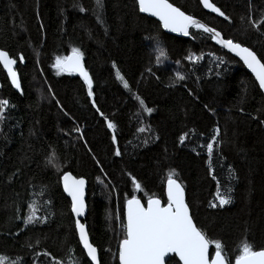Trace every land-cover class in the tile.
Masks as SVG:
<instances>
[{
	"label": "trees",
	"instance_id": "trees-1",
	"mask_svg": "<svg viewBox=\"0 0 264 264\" xmlns=\"http://www.w3.org/2000/svg\"><path fill=\"white\" fill-rule=\"evenodd\" d=\"M101 2L103 8L97 9L96 0H0V49L17 60L22 88L21 94L13 91L0 65V99L9 101L0 123V254L21 264H54L53 258L61 264H90L60 185L63 173L70 172L87 181L83 223L100 264H118L115 206L122 219L131 194L144 204L151 195L166 203L171 169L184 186L194 222L209 239L221 240L230 264L245 239L254 250L264 248V96L257 83L239 60L214 45L210 34L190 28L187 39L176 38L141 15L135 0ZM169 2L251 48L264 63V23L256 30L248 21L250 6L254 20L264 13V0H211L231 22L205 12L199 0ZM157 43L165 52L159 63ZM73 47L84 54L93 98L116 124L115 133L92 108L83 80L52 67L57 55L67 56ZM189 55L201 59L193 63ZM117 70L131 93L154 109L151 114L143 113L116 79ZM177 72L185 79L170 86ZM76 127L80 132L73 131ZM139 127L146 131L138 132ZM217 128L209 158L206 144ZM184 132L189 135L181 144ZM113 134L117 145L111 143ZM117 146L120 157L113 155ZM52 152L56 167L46 164ZM129 172L142 191L134 190ZM217 183L221 194L231 196L222 208L210 207V202L218 204ZM42 189L44 194L37 195ZM32 201L38 216L50 213L46 223L25 228L22 219H10L17 207L21 217L27 214Z\"/></svg>",
	"mask_w": 264,
	"mask_h": 264
},
{
	"label": "snow or ice",
	"instance_id": "snow-or-ice-1",
	"mask_svg": "<svg viewBox=\"0 0 264 264\" xmlns=\"http://www.w3.org/2000/svg\"><path fill=\"white\" fill-rule=\"evenodd\" d=\"M138 5L140 13H148L153 17H157L163 28L168 29L170 32L182 33L184 36L189 35V29L195 28L202 30L203 33L210 34L211 40L216 44L221 45L229 52L235 53L236 56L243 61L244 65L254 74L256 81L259 84L261 91H264V63L257 57L255 51L251 48L242 45L240 42L234 41L232 38H225L221 32L215 27H209L202 23L200 20L192 15L186 14L179 7L174 6L169 0H135ZM205 9H209L212 13L222 17L225 21L231 22V18L217 7L211 0H199ZM97 9H102L103 4L101 0H96ZM84 12L83 7L80 8ZM97 19L102 23L100 13L97 11ZM243 20V17H241ZM248 21L253 29L259 30L261 23H264V13L260 18L254 20L251 14V6L249 8ZM43 28V25H41ZM156 61L159 63L165 52L162 48L157 46L155 48ZM83 52L80 48L73 47L71 54L67 56L55 57L52 67L58 73L69 72L78 73L82 78L84 85L87 88V97L91 101V106L96 112L104 118V123L107 128L115 133L116 124L108 119L100 108L97 106L93 92V79L88 70L83 64ZM186 59L193 63L201 59L199 56L189 55ZM21 63L24 62V56H19ZM17 60L9 55L5 50H0V65L6 70L8 78L11 80L12 86L18 91L21 90V83L17 72L14 69ZM179 63V61H177ZM221 63L223 61L221 60ZM112 67L115 69L116 64L113 62ZM219 67V65H217ZM147 71L151 72V69ZM219 75V73H217ZM116 79L119 80L123 87L131 93L128 81L117 70L115 73ZM185 76L177 72L175 74V81L170 86H175L176 82L183 81ZM51 91V89H49ZM133 98L138 101L140 109L143 113L151 114L154 109L147 107L143 99L135 93H131ZM192 93L189 92V95ZM54 98V97H53ZM59 105V101H57ZM9 106L7 99H0V123L5 120V111ZM207 107V105H205ZM63 110V109H61ZM241 111H243L241 109ZM67 115V113H65ZM255 119V117H253ZM260 123L264 125V120ZM75 132H80V128L73 129ZM138 132H145V127H139ZM215 135L212 136L211 141L206 144L207 153L211 158L214 149V143L217 142L219 136V128L215 129ZM188 132H184L179 136L181 144L188 138ZM83 139V136L79 137ZM112 145H117V136H111ZM147 143V141H145ZM85 146H87L85 144ZM113 155L120 157L122 155L120 148L117 146L114 149ZM56 155L54 152L46 157V164L56 167ZM95 160V156H93ZM97 163H99L97 161ZM102 170V169H101ZM19 172V169H17ZM212 173L211 167L209 174ZM16 173H12L9 179H12ZM131 184L134 186L136 192L142 191V186L137 178L130 172L126 174ZM175 169H171L166 177V197L167 202L162 203L161 199L156 198L154 195L147 197L146 205L142 203L141 199L135 194H131L130 198H125L123 205V218L119 216L113 219L116 222L118 231L117 256L118 264H168L169 260L173 257L178 258L174 264H230L227 253L224 251V245L221 240H211L202 227L197 226L194 222L193 215L190 214L189 204L185 201V190L181 182L178 181ZM214 180L215 176L212 177ZM63 189L69 197H71L70 212L75 217H81L85 213V199H84V178H75L69 172H64L62 177ZM46 189H42L37 195L42 196ZM231 192V189L228 190ZM217 203L210 202V207H224L231 202V196L221 194L219 183H217V193L215 196ZM50 200H45L44 205H50ZM39 207L35 201L29 202L28 211L23 217L20 215V209L17 207L14 217L10 219L21 220L25 228L28 225H35L36 223L44 224L49 219L50 213L44 216H38L37 212ZM23 229H21L22 231ZM75 231L79 236V243L83 246V250L90 260V264H99L98 250L90 242L89 235L86 230L85 224L81 223L79 219L75 220ZM37 244L39 241L37 240ZM214 245L215 252L211 254L210 246ZM29 248L34 246L29 243ZM37 256L41 253H35ZM49 256L50 253L45 251L42 253ZM54 259V264H61L60 261ZM0 264H21L19 258L11 260L8 256L0 254ZM234 264H264V248L254 250V247L246 239L241 242L238 247V254L234 257Z\"/></svg>",
	"mask_w": 264,
	"mask_h": 264
},
{
	"label": "water",
	"instance_id": "water-1",
	"mask_svg": "<svg viewBox=\"0 0 264 264\" xmlns=\"http://www.w3.org/2000/svg\"><path fill=\"white\" fill-rule=\"evenodd\" d=\"M200 5H201V4H200ZM137 7H138V5H137ZM201 7L203 8V10H204L205 12L217 16L216 13H212L209 9H205V8L203 7V5H201ZM138 11H139V8H138ZM139 13H140V12H139ZM140 14H141V15H144V16H146V17H148V18L154 19V20H156V21H158V22L160 23V21L158 20L157 17H153V16H151V15L148 14V13H140ZM160 26H161L162 30H163L166 34H168V35H170V36H173V37H176V38H180V39H187V38H188V36H184L182 33L170 32L168 29L163 28L161 24H160ZM212 42H213L214 45H216L218 48L224 50L225 52L229 53L232 57H234V58H236L237 60H239V61L243 64V66L245 67V69L247 70V72L253 77V79L255 80V82L257 83V85H258V87H259V84H258V82L256 81L254 74L251 72L250 69L247 68V66L244 65L243 61L240 60V58H239L238 56H236L235 53L229 52L227 49L223 48L221 45L216 44V42L213 41V40H212ZM0 50H1V49H0ZM70 54H71V53H70ZM70 54H68V55H70ZM1 66H2V65H1ZM13 67H14V69H15L16 65H14ZM2 69H3V66H2ZM3 71H4V73H5V75H6V78H7L8 82H9L11 88L13 89V91L16 92L17 94H21V93H22V88H21L20 91H18L16 88H14V87L12 86L11 80H10V79L8 78V76H7V72H6V70L3 69ZM65 73H69V72H65ZM71 74H75V75L79 76L78 73H71ZM18 77H19V76H18ZM79 77H80V76H79ZM80 78H81V77H80ZM81 79H82V78H81ZM19 80H20V79H19ZM259 90H260V88H259ZM260 91H261V90H260ZM261 93H262L263 96H264V91H261ZM69 173H70V172H69ZM70 174H71V173H70ZM71 175H72V174H71ZM72 176L75 177L74 175H72ZM61 177H62V176H61ZM75 178H77V177H75ZM77 179H79V178H77ZM84 180H85V179H84ZM60 185H61L62 192H63L64 196L69 200L70 207H71V197H69V196L67 195V193L64 192V189H63V181H62L61 178H60ZM87 188H88V185H87V181L85 180V186H84L85 213H84V215L81 216V217H75L74 215L71 214L72 217H73V220H74V227H75V220H76V219H79L81 223H83V221L85 220V217H86V214H87V202H86V199H87ZM165 194H166V184H165ZM166 199H167V197H166ZM146 203H147V202H146ZM145 205H146V204H145ZM83 224H84V223H83ZM85 226H86V225H85ZM86 230H87V227H86ZM76 236H77V239H78V242H79V236H78V233H77V232H76ZM89 240H90V238H89ZM79 244H80V243H79ZM80 246H81V249L83 250V246H82L81 244H80ZM209 251H210V249H209ZM83 252H84V254H85L86 258H87V254H86V252H85L84 250H83ZM97 254H98V253H97ZM176 259H178V258H176ZM87 260H88L89 263H90V260H89L88 258H87ZM98 260H99V254H98ZM99 264H100V262H99Z\"/></svg>",
	"mask_w": 264,
	"mask_h": 264
},
{
	"label": "rangeland",
	"instance_id": "rangeland-1",
	"mask_svg": "<svg viewBox=\"0 0 264 264\" xmlns=\"http://www.w3.org/2000/svg\"><path fill=\"white\" fill-rule=\"evenodd\" d=\"M115 217L118 216L119 212H117V206H115Z\"/></svg>",
	"mask_w": 264,
	"mask_h": 264
}]
</instances>
